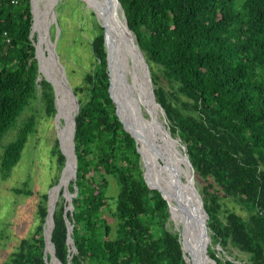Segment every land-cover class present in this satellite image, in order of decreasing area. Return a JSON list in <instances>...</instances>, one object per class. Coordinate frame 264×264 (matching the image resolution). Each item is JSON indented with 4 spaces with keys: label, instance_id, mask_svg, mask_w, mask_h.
<instances>
[{
    "label": "trees",
    "instance_id": "obj_1",
    "mask_svg": "<svg viewBox=\"0 0 264 264\" xmlns=\"http://www.w3.org/2000/svg\"><path fill=\"white\" fill-rule=\"evenodd\" d=\"M119 1L170 132L184 143L195 176L213 181L201 191L212 242L223 251L231 244L247 253L246 264H264V0ZM68 5L72 2L57 0L54 6L57 24L51 29L54 36L59 28L57 43L65 34L61 12ZM32 24L31 0H0V142L17 127L0 145L3 179L36 131L35 113L18 124L24 110L38 99L47 116L56 113L53 85L35 56ZM91 24L95 67L84 72L82 87L73 88L77 168L68 177L72 207L65 211L62 186L55 202L54 254L60 264H189L179 231L167 227L166 193L146 179L130 123L110 86L104 27L95 18ZM51 151L63 165L58 139ZM157 160L166 168L161 154ZM110 177L117 187L114 196L108 195ZM13 191L32 193L26 182ZM219 192L233 197L246 216L224 210ZM108 199L115 223L103 216ZM47 200L42 193L39 223L3 264H48ZM207 254L215 264H236L213 246H207Z\"/></svg>",
    "mask_w": 264,
    "mask_h": 264
},
{
    "label": "rangeland",
    "instance_id": "obj_2",
    "mask_svg": "<svg viewBox=\"0 0 264 264\" xmlns=\"http://www.w3.org/2000/svg\"><path fill=\"white\" fill-rule=\"evenodd\" d=\"M49 1L50 0H32V9L37 15V22L35 18L33 29L34 35L36 36V57H38L43 73L47 79L53 77L52 67L54 64V66H58L59 69L64 71L67 83L73 90L74 87H82L84 72L95 67L90 51V40L94 32L91 23L94 18L97 21L98 19L95 11L91 8L90 4H88L90 0L89 2L82 0L83 4L75 3V0H69L72 2V5H68L61 12V20L65 25L64 28H66L65 34L57 43L56 35L58 32L56 31L55 35L52 36L51 29L53 24H57V12L52 5L53 11L51 18H49L50 13L47 15L50 9ZM74 7L76 8L75 11H73ZM92 13H94V17H92ZM58 29L59 28L56 26V30ZM106 48L111 55L112 48H108V46ZM140 54L145 58L143 53ZM51 58L55 63L51 61ZM50 61L52 63L51 65ZM130 71L131 72L127 74L120 72L119 76L116 75L115 85L121 92V97H119L121 108L125 110V114L129 118V121H132L134 124L132 125L131 123V131L136 136L137 147L141 151V167L146 179L149 180L150 175L148 174L149 170L147 166L153 165L158 169L157 154H161L166 160V168L171 166L177 170L175 177L177 184L174 186L169 184L167 177H165V175H168V177L171 178V174L166 173L168 169L163 168L164 172L162 173L163 177L167 179L165 181L163 180L166 195L164 191L163 193L169 200L170 216L167 227L172 231H179L180 239L188 241L191 231L189 225L190 221L189 218L183 214L184 207L188 208V206L186 205V200L179 196L180 192L176 187H185L189 176L193 180V184L199 195L202 196L201 191L203 185L209 182L212 183L213 181L210 177L207 180L197 178L192 168L187 167L188 159L186 163L185 145L177 135L170 132L165 112L156 100L154 94L156 84H154L151 79L153 97L151 101H145L139 89H137V81L133 78L134 75H132V72L134 70L130 68ZM164 85L167 87L166 84ZM82 93L83 91H80L77 94L82 95ZM77 96L78 95H76V97ZM178 98L183 100V97ZM169 99L173 103H177V100L172 96H169ZM130 109L134 110L137 116L136 119ZM32 113L36 115V131L33 134H29L21 158L13 167L10 175L5 179L0 175V264H3L10 258L22 238L30 236L34 231L36 224L39 223L37 208L41 195L42 193H46L47 197H49L64 171L65 164L60 165L56 160V155L51 151L57 139L58 131L54 118L55 113L47 116L43 111L41 102L36 99L24 110L19 118L18 124ZM62 115L61 113L60 117ZM16 128L17 127L6 133L0 145L8 142L14 137ZM64 128L65 126H63V130ZM151 145L153 148H151ZM62 146L65 149L63 144ZM1 151L2 148L0 146V158ZM109 180L110 186L108 195L114 196L117 191L114 177H110ZM24 182H26L27 188L32 190L31 194L13 191L14 187L22 186ZM219 194L224 210H233L243 217L246 216V210L238 205L233 197L226 196L222 192H219ZM54 198L56 202L58 194H55ZM48 205L49 201L47 200V209ZM107 206L108 210L104 211L103 216L106 217L110 223H115L116 218L112 215V211L114 210L113 201L110 202V199H108ZM206 235L209 236L208 245L215 247L223 257L235 261L236 264L248 263L247 253L240 251L239 248L231 244H228L227 248L223 251V248H219L218 245L212 242L209 229H207ZM186 248L188 250L187 245ZM50 264H54V262Z\"/></svg>",
    "mask_w": 264,
    "mask_h": 264
},
{
    "label": "water",
    "instance_id": "obj_3",
    "mask_svg": "<svg viewBox=\"0 0 264 264\" xmlns=\"http://www.w3.org/2000/svg\"><path fill=\"white\" fill-rule=\"evenodd\" d=\"M86 1L89 2V0ZM56 2L57 0L49 1L50 9L49 12L47 13V15L50 13L49 18H51L53 11L52 5L55 6ZM88 4H90L91 8H93V10L95 11L98 22L104 27L106 33V39H107L106 47L108 46V48L109 47L112 48L111 55L109 50L107 49L108 61H109L108 69L110 74V86L113 89L114 94H116L117 96V104L119 109L122 112L126 113L125 110L121 108L119 102V97H121V92L119 91V88L115 85L116 75L119 76L120 72L123 74L130 73L131 72L130 68L134 70L132 72V75H134V77L133 76L132 77L137 81L138 84L137 89H139L141 96L145 99V101H151L153 96L151 89L150 70L147 66V63L145 62V58H143V56L140 54L142 52L138 47L137 39L134 33L132 32V30L128 25V21L124 14V10L120 1L90 0ZM31 11L33 13V24L31 29V35H32L34 29V23H35V13L32 9V0H31ZM99 11L105 18L100 17ZM35 56H37V49L35 51ZM51 61L54 62L52 58ZM38 66L42 70L41 63L39 62V60H38ZM113 69H115V73L113 72ZM52 71H53V77L52 78L49 77V78L53 85V91L55 95L54 102L56 107V113L54 118L56 120L55 123L57 129H59V126L61 124L62 126H66L68 130V137H69L68 145H69V150L72 153V162H73V169L70 175L71 178L75 176L76 168H77V157H76L74 140H73L74 138L73 128H74V118L77 108V97L74 94L72 88L68 85L66 77L64 76V71L62 69H59L58 66H54V64L52 67ZM55 74L58 77V80L55 78ZM55 82L58 83V88L56 87ZM59 109L62 111L63 114L61 117L58 116ZM130 111L132 114L135 115L134 118L136 119L137 116L134 110L130 109ZM131 123L132 125H134L132 121ZM131 133L136 139L134 133L132 131ZM57 139L59 146L61 147V150L65 156V163H64L65 164L64 170H65L68 164V155L66 150L62 146V142L58 135V131H57ZM151 148H153L152 145ZM137 150L139 151V153H141L138 147ZM185 152H186V148H185ZM187 159H188V163H187ZM186 163L187 166L191 165L187 152H186ZM190 167L192 168V165ZM166 169H168L166 173L171 174L170 175L171 178H169L168 175H165V177L168 178V183L171 184L172 186L176 185L177 183L175 177L177 170H175V168L171 166ZM68 184H69V180L62 181V176H61L60 180L54 186L56 190L55 194H58L59 188L62 186L63 193L68 198V204L65 208V211L72 207L71 194L69 193L68 190ZM176 188H178V191L180 192L179 196H181L184 200H186V205L188 206V208L184 207L183 214L189 218L190 221L189 225L191 227L188 241L187 240L183 241L182 239H180L183 247L187 252L186 259L190 260L189 264H215V261L211 259L207 254L209 236L206 235V231L209 228L207 226L206 221L208 216L203 206L202 197L199 195L191 178H187V184L185 187L181 188L178 186ZM159 189L163 192L161 188ZM55 198H53V200L51 201L50 195L48 197L49 205L45 217V222L43 225V235L46 240L45 252L49 254L48 264H50L53 261L56 264H60L59 260L54 254V245L50 238V231L53 225L52 215L55 207ZM65 220L67 224L68 238L71 239L69 222L67 218ZM46 225H48V229L46 228ZM186 245L188 246V250L186 248ZM72 247H74V244L72 245Z\"/></svg>",
    "mask_w": 264,
    "mask_h": 264
},
{
    "label": "bare ground",
    "instance_id": "obj_4",
    "mask_svg": "<svg viewBox=\"0 0 264 264\" xmlns=\"http://www.w3.org/2000/svg\"><path fill=\"white\" fill-rule=\"evenodd\" d=\"M99 15L100 17H103L105 18L101 12L99 11ZM35 18H36V22H37V15L35 14ZM109 24V23H108ZM44 52V51H43ZM41 54V53H40ZM43 55V54H42ZM51 63V61H50ZM52 64V63H51ZM113 72L115 73V69H113ZM55 78L58 80V77L56 76L55 74ZM55 85L56 87L58 88V83L55 82ZM60 100V99H59ZM62 113V111L59 109L58 111V116L60 117V114ZM125 115V118L127 119V121L130 123V126H131V122L129 121V118L126 116V114L124 113ZM69 121V120H68ZM61 125V124H60ZM159 126V125H158ZM157 129V128H156ZM60 132H61V136H60ZM64 132V133H63ZM154 133V132H153ZM159 133V132H158ZM58 135L61 139V142L62 144L64 145L65 147V150L67 152V155H68V164L62 174V181H66V180H69V176L71 175L72 173V169H73V162H72V153L71 151L69 150V145H68V142H69V137H68V130H67V127L65 126L64 130H63V126H59V129H58ZM151 136V135H149ZM146 148V147H145ZM145 156V155H144ZM155 158V157H154ZM157 164H158V169H156L153 165H148V170H149V177L151 180H153V182L157 185H159L161 187V189L166 193L165 189H164V181L167 180L166 178L163 177L162 173L164 172L163 170V167L160 165V163L157 161ZM187 167H190V166H187ZM191 168V167H190ZM186 173V172H185ZM188 174H189V171H188ZM68 178V179H67ZM188 178H190L188 176ZM164 180V181H163ZM55 189L52 190L51 194H50V200L52 201L54 196H55ZM48 224V223H47ZM46 228L48 229V225H46ZM193 247V246H192ZM54 262V261H53ZM55 263V262H54ZM56 264V263H55Z\"/></svg>",
    "mask_w": 264,
    "mask_h": 264
}]
</instances>
